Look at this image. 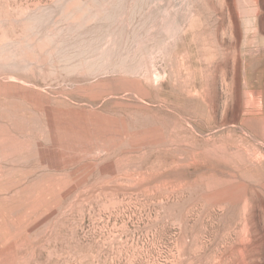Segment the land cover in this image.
Masks as SVG:
<instances>
[{
    "label": "rangeland",
    "instance_id": "374dc122",
    "mask_svg": "<svg viewBox=\"0 0 264 264\" xmlns=\"http://www.w3.org/2000/svg\"><path fill=\"white\" fill-rule=\"evenodd\" d=\"M0 264H264V0H0Z\"/></svg>",
    "mask_w": 264,
    "mask_h": 264
}]
</instances>
